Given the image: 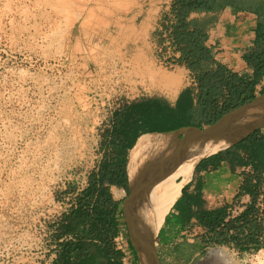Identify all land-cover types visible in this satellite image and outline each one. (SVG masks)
<instances>
[{"label": "rangeland", "instance_id": "obj_1", "mask_svg": "<svg viewBox=\"0 0 264 264\" xmlns=\"http://www.w3.org/2000/svg\"><path fill=\"white\" fill-rule=\"evenodd\" d=\"M150 1L0 0V209L7 199L14 205L0 218L12 225L0 231V264H33L54 199L67 204L68 186L82 184L101 159L110 113L136 98L124 89L129 79L144 83L159 72L189 81L180 66L159 63L158 48L132 56L128 38L141 31ZM155 242L163 264H222L215 248L232 264H264V249L239 255L212 246L185 263Z\"/></svg>", "mask_w": 264, "mask_h": 264}, {"label": "trees", "instance_id": "obj_2", "mask_svg": "<svg viewBox=\"0 0 264 264\" xmlns=\"http://www.w3.org/2000/svg\"><path fill=\"white\" fill-rule=\"evenodd\" d=\"M227 7L256 17L254 39L245 57L250 75L233 72L216 59L208 45L211 20L191 18L194 13H215ZM161 27L160 43L168 42L164 47L176 55L175 61L189 71L193 82L179 92L174 104L152 97L113 112L101 131L102 156L88 173L87 185L80 192L74 185L68 186L65 194L70 197V206L49 225L56 254L52 264H122L124 253L115 242L120 234L122 210L111 187L128 193L129 150L140 135L183 127L203 128L264 94V87L257 89L264 78V0H172ZM200 161H207L213 169L222 161L249 167L241 191L251 196V203L239 216L226 220L227 206L207 210L200 189L196 187L190 194L189 185H185L173 205L177 214L169 213L165 223L177 228L188 226L195 219L206 233L201 244H175L167 255L189 263L197 251L204 255L212 246L228 247L239 255L263 250L264 208H258L257 201L260 195L264 196V129Z\"/></svg>", "mask_w": 264, "mask_h": 264}, {"label": "crops", "instance_id": "obj_3", "mask_svg": "<svg viewBox=\"0 0 264 264\" xmlns=\"http://www.w3.org/2000/svg\"><path fill=\"white\" fill-rule=\"evenodd\" d=\"M171 2L172 0L150 1L148 5L149 7H147L144 11V17L142 20L143 26H141V31L130 34V37L128 36V40L134 44V54H132V56L136 54H140L142 56L146 55L144 53L146 51L149 52V50L153 48L169 51V47H164L168 44V42L165 41L166 43H164V45L160 43V31L162 29L161 19L163 15L169 11ZM191 18L211 20L208 30V45L213 48L216 59L226 65L230 70L237 72L240 75L251 74V70L245 63V57L254 39V28L256 24V17L254 15L242 13L233 8L227 7L215 13H194L191 15ZM181 68H183L185 73L189 76L190 82H185V80L183 81L181 77L174 74L149 72L146 73L143 83L141 75L139 77L138 75H134L126 82L124 89L125 91L134 94L136 98L132 101L126 102L122 106L137 104L143 99H149L152 97L164 98L170 104H174L178 95L175 99H171L169 97V90L171 87L170 84L159 81V77H172L177 83H181V86L184 83V86L180 89L181 91L192 83L189 71L184 67ZM261 87H264V78L257 85V89H260ZM157 88L164 93L162 96L143 94L145 89ZM22 121H25L24 115L22 116ZM249 171V167L233 166L226 161H222L215 169H213L211 165H208L207 161H199L195 166L192 178L186 185H189L188 192L190 194L195 192L196 187L200 189V196L204 200L203 207L205 209L214 210L224 206H227L229 209L238 202H243L245 205L243 210L240 212L242 213L251 203V196L249 194H243L241 191L244 175ZM111 192L113 198L120 203V208L122 210V217L120 219V234L115 239L117 248L121 249L124 253L122 264H141L136 251L131 245L124 215V202L129 195V191L127 193V191L123 188L112 186ZM53 203L55 204V209L51 216L52 220H50L51 222H49V224L54 223L57 218L60 217L67 205L65 204L63 205L64 207H62V203L57 202L56 199H54ZM169 213L177 214L173 207ZM160 230H162L161 238L158 239V241L165 255L168 254V251L175 244H180L185 241L194 245L201 244V237L206 233L195 219H192L188 226H180L177 228H173L164 221ZM49 235L50 236L48 238L50 239L51 234ZM51 246L52 244H42L37 246L35 248L37 256L33 260V264H52L56 259V254L51 251ZM158 252L160 256V251ZM197 255H200L198 251L195 253L194 257ZM160 259L162 262L161 256Z\"/></svg>", "mask_w": 264, "mask_h": 264}, {"label": "bare ground", "instance_id": "obj_4", "mask_svg": "<svg viewBox=\"0 0 264 264\" xmlns=\"http://www.w3.org/2000/svg\"><path fill=\"white\" fill-rule=\"evenodd\" d=\"M159 81L170 84L169 97L175 99L182 87L181 83L165 76L159 77ZM183 141L184 138H173L170 134H145L138 138L129 152L127 172L131 179L141 174L146 198L139 213V223L153 239L157 237L183 187L192 178L196 164L229 145L227 141L210 142L206 145L191 142L174 158L175 150H178ZM211 254L222 264H232L229 254L223 248H215Z\"/></svg>", "mask_w": 264, "mask_h": 264}, {"label": "water", "instance_id": "obj_5", "mask_svg": "<svg viewBox=\"0 0 264 264\" xmlns=\"http://www.w3.org/2000/svg\"><path fill=\"white\" fill-rule=\"evenodd\" d=\"M259 129H264V94L229 111L209 126L203 128L183 127L170 132L150 134H170L173 138H184V141L179 144L178 150L174 152L175 158L187 147L188 143L195 142L206 145L210 142L227 141L229 143L225 148L227 149ZM128 190L129 195L124 202V215L131 245L136 251L141 264H162L158 249L155 247V239L139 223V213L146 202L141 174L134 179H131L128 174Z\"/></svg>", "mask_w": 264, "mask_h": 264}, {"label": "built area", "instance_id": "obj_6", "mask_svg": "<svg viewBox=\"0 0 264 264\" xmlns=\"http://www.w3.org/2000/svg\"><path fill=\"white\" fill-rule=\"evenodd\" d=\"M159 52L162 53V55H163L162 58L160 57L158 59V61L161 65H163L164 67L169 68V69L179 67L178 63L175 61L176 55L173 52H170V49H169V51H166V52H163L162 50H160ZM191 81L193 82V80H191ZM120 107L121 106L118 104L117 107L110 113V118H111L113 112L115 110L119 109ZM86 185H87V177L82 184L76 185L77 192H80ZM262 189L264 190V185H263ZM69 196H71V195H69ZM69 198L70 197L66 198L67 205L65 206L66 207L65 210L70 206ZM244 205H245V203L238 202L237 204L230 207L228 209V217L226 220L239 216L241 214L240 213L241 210H243ZM257 207L260 208L261 210H263V208H264V196L263 195L259 196L258 201H257ZM13 208H14L13 202H10L9 199H7L6 200V207L4 209H0V218H4L5 216H7V217L12 216L14 214ZM11 226L12 225L9 226L5 222H2V220L0 219V231L8 230L11 228ZM46 227H47V229H46ZM42 231H43V238L39 241V244L37 246L42 245V244L43 245L51 244V240L48 238L50 236L49 234L52 235V231L49 228V225H45L43 227ZM50 231H51V233H50ZM48 232H49V234H48ZM54 249H55V245H52L51 251H53V253H54ZM232 251L236 252L238 254V252L235 251L234 249H232Z\"/></svg>", "mask_w": 264, "mask_h": 264}, {"label": "flooded vegetation", "instance_id": "obj_7", "mask_svg": "<svg viewBox=\"0 0 264 264\" xmlns=\"http://www.w3.org/2000/svg\"><path fill=\"white\" fill-rule=\"evenodd\" d=\"M162 264H163V262H162Z\"/></svg>", "mask_w": 264, "mask_h": 264}]
</instances>
